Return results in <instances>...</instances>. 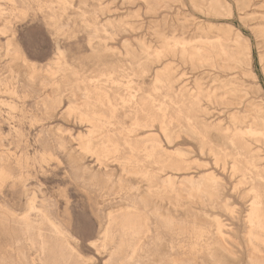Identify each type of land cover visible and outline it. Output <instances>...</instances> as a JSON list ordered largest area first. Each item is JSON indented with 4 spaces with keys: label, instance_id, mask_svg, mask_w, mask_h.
I'll list each match as a JSON object with an SVG mask.
<instances>
[{
    "label": "rangeland",
    "instance_id": "rangeland-1",
    "mask_svg": "<svg viewBox=\"0 0 264 264\" xmlns=\"http://www.w3.org/2000/svg\"><path fill=\"white\" fill-rule=\"evenodd\" d=\"M94 129L118 146L102 165L78 144ZM139 172L155 199L132 258ZM263 228L264 0H0V264H258Z\"/></svg>",
    "mask_w": 264,
    "mask_h": 264
},
{
    "label": "bare ground",
    "instance_id": "bare-ground-1",
    "mask_svg": "<svg viewBox=\"0 0 264 264\" xmlns=\"http://www.w3.org/2000/svg\"><path fill=\"white\" fill-rule=\"evenodd\" d=\"M105 31V30H104ZM59 57H60V54H59ZM15 58L13 57V60H14ZM17 60H19V59H17ZM25 60V59H24ZM20 61V60H19ZM24 62V61H23ZM19 63V62H18ZM54 63V62H53ZM57 65H58V63H57V59H56V61H55V63H54V68H53V70H51V72H50V74H49V76H50V78H51V80L52 79H54L53 77H55V75L56 74H58L59 72H57ZM24 66H26V64L24 65ZM28 66V65H27ZM62 66V65H61ZM61 66L59 67V68H61ZM68 66V65H67ZM66 66V67H67ZM63 67V66H62ZM28 68V67H27ZM30 68H31V65H30ZM58 68V69H59ZM32 69V71H33V67L31 68ZM48 69V68H47ZM50 69V68H49ZM66 69H68V68H66ZM72 69V68H71ZM35 71V70H34ZM69 71V70H68ZM73 71V70H72ZM71 72V71H70ZM27 74V73H26ZM61 75V74H60ZM74 75V74H73ZM27 76H33L32 74H30V75H27ZM47 76V75H46ZM48 76V77H49ZM72 76V75H71ZM29 78H31V77H29ZM28 78V79H29ZM37 78V77H36ZM33 79V78H32ZM62 79V78H61ZM31 80V79H30ZM50 80V81H51ZM90 80V79H89ZM93 80V79H92ZM99 80V79H98ZM33 81V80H32ZM87 81V80H86ZM102 81V80H101ZM101 81H100V83H101ZM28 82V81H27ZM61 82V81H60ZM104 82V81H103ZM132 82V81H131ZM65 83V82H64ZM107 83V82H106ZM28 84V83H27ZM67 84V83H66ZM91 84V83H90ZM94 84V83H93ZM129 84V83H128ZM127 84V85H128ZM57 85V84H56ZM72 85V84H71ZM102 85V84H101ZM28 86V85H27ZM70 87V85H68L67 84V87ZM76 86H78V85H76ZM91 86H93V85H91ZM91 86H89V87H91ZM97 86H99V85H97ZM130 86V85H129ZM30 87V86H29ZM25 88V87H24ZM65 88H66V86H55V89H56V91H58L59 93H60V96H62V93L63 92H65ZM75 89V87H72V89ZM95 88H96V86H95ZM28 88H26V90H27ZM71 89V88H70ZM72 89H71V91H72ZM73 89V90H74ZM96 89H98V88H96ZM95 89V90H96ZM99 89H101V88H99ZM104 89V88H103ZM132 89V88H131ZM37 90V89H36ZM35 90V91H36ZM68 90H69V88H68ZM114 90H116V88L114 89ZM218 90V89H217ZM54 91V90H53ZM100 91V90H99ZM128 91V90H127ZM129 91H130V89H129ZM27 92H29V91H27ZM69 92H70V90H69ZM74 92V91H73ZM87 92V91H86ZM106 92H108V91H106ZM115 92V91H114ZM114 92L112 93V94H114ZM34 93V92H33ZM76 94H77V92H75ZM87 93H89V95L88 94H86V96L88 95V96H90V92H87ZM100 93H103L104 95H105V92H101L100 91ZM36 94H38V93H36ZM65 94V93H64ZM79 94H81L80 92H79ZM78 94V95H79ZM27 95H29V94H27ZM58 95V94H57ZM56 95V96H57ZM66 95V94H65ZM73 95V94H72ZM106 95H108V93H106ZM130 95V94H129ZM81 96V95H80ZM87 96V97H88ZM91 96H93V95H91ZM115 96V95H114ZM65 97V96H64ZM94 97V96H93ZM107 97V96H106ZM116 97V96H115ZM130 97V96H129ZM133 97V96H132ZM74 98V97H73ZM112 98V97H111ZM118 98V97H117ZM58 99V98H57ZM60 99H61V97H60ZM63 99V98H62ZM62 99L60 100V101H62ZM79 99H80V97H79ZM86 99V98H85ZM131 99V98H130ZM56 100V99H55ZM75 100H77V99H75ZM87 100H88V98H87ZM106 100H107V98H106ZM115 100V99H114ZM121 100V99H120ZM126 100H128V98L126 99ZM72 100H71V98H70V102H71ZM79 101H81V100H79ZM85 101V100H84ZM101 101V100H100ZM109 101V100H108ZM116 101V100H115ZM136 101V100H135ZM134 101V102H135ZM67 102V101H66ZM87 102V101H86ZM103 102V101H102ZM107 102V101H106ZM119 102V101H118ZM122 102V101H121ZM127 102V101H126ZM129 102V101H128ZM127 102V103H128ZM76 103H78V102H76V101H73L72 103H71V105H69V106H71L69 109H70V113H68V114H71V115H76V114H74L75 112H76V110H77V108H76ZM79 103H81V102H79ZM78 103V104H79ZM113 103V102H112ZM125 103V102H124ZM85 104V103H84ZM96 104V103H95ZM117 104V103H116ZM121 104V103H120ZM123 104V103H122ZM128 104H130V103H128ZM97 105V104H96ZM101 105H102V107H103V104L101 103ZM132 105H133V103H132ZM79 106H81V105H79ZM98 106V105H97ZM100 106V105H99ZM109 106L111 107V104H110V102H109ZM117 106V105H116ZM119 106V105H118ZM61 107V106H60ZM68 107V106H67ZM66 107V108H67ZM121 107H122V105H121ZM135 107H136V105H135ZM82 108V107H81ZM112 108V107H111ZM111 108H108L109 109V111L111 110ZM133 108V107H132ZM87 109H88V107H87ZM104 109V108H103ZM115 110H116V108H114ZM114 109H112V110H114ZM127 108H125V110H126ZM129 109V108H128ZM43 110V109H42ZM112 110H111V112H112ZM114 110V111H115ZM131 110V109H130ZM21 111V110H20ZM46 111V110H45ZM44 111V112H45ZM67 111H68V109H67ZM88 111H91V108L88 110ZM94 111H95V109H94ZM98 111V110H97ZM100 111V110H99ZM25 112V111H24ZM50 112V111H49ZM50 113H52V112H50ZM64 113H66L65 111H64ZM102 113V112H101ZM122 113V112H121ZM22 115H23V113H21ZM63 114V113H62ZM78 114H79V112H78ZM85 114V113H84ZM103 114V113H102ZM101 114V115H102ZM126 114V113H125ZM130 114V113H129ZM66 115V114H65ZM92 115H94V114H92ZM114 115H115V112H114ZM117 115V114H116ZM115 115V116H116ZM120 115V114H119ZM118 115V116H119ZM45 116V115H44ZM43 116V117H44ZM98 116V115H97ZM117 116V117H118ZM120 116H122V115H120ZM24 117H25V115H24ZM66 117V116H65ZM64 117V118H65ZM80 117H82V115L80 114ZM84 117V116H83ZM90 117H91V115H90ZM103 117V116H102ZM123 117V116H122ZM42 118V117H41ZM68 118H69V116H68ZM73 118V117H72ZM71 118V119H72ZM76 118V117H75ZM75 118H73V119H75ZM93 118V117H92ZM23 119V118H22ZM25 119V118H24ZM46 119V118H45ZM48 119V118H47ZM63 119V118H62ZM66 119V118H65ZM76 119H78V118H76ZM80 120H81V118H79ZM95 119V118H94ZM111 119V118H110ZM67 120V119H66ZM90 120V119H89ZM97 120H99V119H97ZM101 120V119H100ZM107 120V119H106ZM116 120V117H115V119H114V121ZM21 121V120H20ZM34 121V120H33ZM45 121V120H44ZM75 121V120H74ZM73 121V122H74ZM80 123H81V121H80ZM84 123V122H83ZM95 123V122H94ZM108 123V122H107ZM111 123V122H110ZM89 124V123H88ZM81 125H82V123H81ZM108 125V124H107ZM111 125V124H110ZM110 125H109V127H110ZM108 127V128H109ZM111 127H113V125L111 126ZM90 128V127H89ZM132 128V127H131ZM104 129V128H103ZM109 129H111V128H109ZM133 129V128H132ZM96 130H98V129H94V130H91V131H89L88 132V134H87V136H84V137H82L81 136V134H80V136L78 137V140H79V148H80V150L82 151V152H84V153H89V154H93V156L95 155V157H96V162H98L99 163V165H102V164H104V162L106 161H109V159H108V157H109V155H110V153L111 152H117L118 151V146H116V145H114L113 143H111L110 141H108V140H104L103 142H101V144H100V146L99 147H95L94 145H93V140H95L97 137L99 138L100 137V135H102L101 134V132H100V130H98V131H96ZM106 130V129H105ZM59 131H61V129L59 130ZM63 131V130H62ZM61 131V132H62ZM135 131V130H134ZM111 132V131H110ZM159 132H161V131H159ZM19 133V132H18ZM17 133V134H18ZM62 133H66V132H62ZM62 133H61V136H62ZM104 133V132H103ZM130 133V132H129ZM15 134V133H14ZM57 134V133H56ZM16 135V134H15ZM23 135V134H22ZM41 135V134H40ZM60 135V134H59ZM84 135V134H83ZM103 135H105V134H103ZM109 135V134H108ZM107 134L105 135V136H108ZM18 136V135H17ZM42 136H43V134H42ZM64 136V135H63ZM68 136V135H67ZM78 136V135H77ZM110 136H111V134H110ZM19 137V136H18ZM17 137V138H18ZM38 137H39V135H38ZM15 138V137H14ZM19 139H20V137H19ZM24 139V138H23ZM39 139H41V138H39ZM70 139H71V137H70ZM73 139V138H72ZM100 139H102V136H101V138ZM22 140V139H21ZM59 140V139H58ZM77 140V141H78ZM37 141H40V140H37ZM15 142H16V140H15ZM23 143V142H22ZM39 143V142H38ZM62 143V142H61ZM20 144V143H19ZM63 144V143H62ZM21 145V144H20ZM23 145V144H22ZM15 146H18V147H20L19 145H15ZM24 147H26V144L25 145H23ZM17 147V148H18ZM23 148V147H22ZM18 149H20V148H18ZM143 150V149H142ZM22 152V151H21ZM24 153V152H23ZM44 153H46V151H44ZM44 155V154H43ZM72 152L70 153V154H67V156H66V160H67V162L68 163H71V161H72ZM148 155V154H147ZM21 156V155H20ZM27 157V156H26ZM20 158V157H19ZM150 158V157H149ZM190 158V157H189ZM21 159H26L25 157L23 158V157H21ZM27 160V159H26ZM118 160V159H117ZM117 160H115V161H117ZM151 160V159H150ZM120 161H122V160H120ZM148 161V160H147ZM146 161V162H147ZM123 162V161H122ZM131 162V161H130ZM129 162V163H130ZM107 164V163H106ZM226 164V163H225ZM125 165L126 164H124V167H125ZM128 165H130V164H128ZM128 165H126V166H128ZM123 167V166H122ZM130 167V166H129ZM138 167V166H137ZM121 168V167H120ZM141 168H142V166H141ZM105 169V168H104ZM130 169V168H129ZM132 169V168H131ZM106 170V169H105ZM135 170V169H134ZM136 170H138V169H136ZM144 170V169H143ZM126 171V170H125ZM149 171V170H148ZM147 171V172H148ZM131 172V171H130ZM135 172V171H134ZM124 173V172H123ZM140 173V172H139ZM146 173V172H145ZM131 174H133V173H131ZM136 174V173H135ZM135 174H134V176H135ZM142 173H140L139 175H141ZM148 175H150V173H148ZM148 175H141V178H144L145 180H146V183L148 184V187H147V189H146V191L145 192H143V193H141V194H138L137 195V199H136V205L135 206H131V207H126V210L125 211H123L122 212V214H121V219H120V231H121V234H120V238H121V240H120V245H119V247H118V249H117V252L119 251V252H122V251H124V250H126V251H129V253L131 254V256H132V258L133 257H135V256H137L139 253H141L142 251H143V249H144V241L145 240H148V238L150 237V235H151V230H150V228H149V218H150V215H149V211H148V208H149V206L151 205V203L152 202H154V200L153 199H155V198H153L152 196H151V194L149 193V189H150V186H151V183L150 182H152V181H150L149 180V177H148ZM153 175V174H152ZM152 175L150 176V177H152ZM104 176H106V178L104 179V182H103V184H105L104 186H108V188L110 189V191H112V192H114L115 191V186L117 185V187L119 188L120 187V185H122L121 184V180H123V179H120V177H119V179L120 180H116L115 181V183L113 182V180H112V177H111V175H109V174H105ZM136 176L138 177V175L136 174ZM135 176V177H136ZM129 177H130V175H129ZM128 177V178H129ZM135 177H133L134 179H137V177L135 178ZM144 179L142 180V182L144 181ZM138 180V179H137ZM140 180V179H139ZM211 180V179H210ZM99 181V180H98ZM124 181V180H123ZM154 181V180H153ZM169 181V180H168ZM145 182V181H144ZM119 185H118V184ZM125 183V182H124ZM141 183V182H140ZM155 183V182H154ZM154 183H152L153 185H154ZM100 184V183H99ZM127 184V183H126ZM129 184V183H128ZM137 186V185H136ZM199 186H201V185H199ZM212 186H213V184H212ZM122 187V186H121ZM121 187H120V189H121ZM131 187V186H130ZM196 187V186H195ZM202 187V186H201ZM106 188V187H105ZM133 188V187H132ZM131 188V189H132ZM136 188V187H135ZM129 189V188H128ZM137 189V188H136ZM198 189H200V187L198 188ZM206 189V188H205ZM144 190V189H143ZM193 190V189H192ZM196 190V189H195ZM202 190V189H201ZM214 190V189H213ZM212 190V191H213ZM134 191V190H133ZM206 191V190H205ZM111 192V193H112ZM126 192V191H125ZM142 192V191H141ZM152 192V191H151ZM170 192H172V191H170ZM207 192V191H206ZM209 192L210 191H208V195H209ZM119 193V192H118ZM117 193V194H118ZM176 193V192H175ZM194 193V192H193ZM211 193V192H210ZM125 194V193H124ZM171 194H173V193H171ZM212 194V193H211ZM114 195V194H113ZM193 195V194H192ZM30 196V195H29ZM179 196V195H178ZM155 197V196H154ZM31 198H32V196H31ZM136 198V197H135ZM159 198V197H158ZM157 199V198H156ZM175 199V198H174ZM33 200V199H32ZM35 200V199H34ZM33 200V201H34ZM130 201V199H128L127 198V196H125L123 199H121V202H127V201ZM158 200V199H157ZM30 202H31V199L29 200ZM29 201H28V203H29ZM155 202H158V201H156L155 200ZM31 204H32V202H31ZM34 204V203H33ZM156 204V203H155ZM35 205V204H34ZM33 205V206H34ZM36 206V205H35ZM158 206H159V204H158ZM254 207V206H253ZM255 208V207H254ZM28 209H29V204H28ZM30 210H32L31 208H30ZM35 210V209H34ZM40 210V209H39ZM257 210V209H256ZM38 211V210H37ZM39 212V211H38ZM258 213V212H257ZM257 213H256V216H257ZM253 214H255V213H253ZM253 214H251V215H253ZM43 215V214H42ZM55 215H56V213H55ZM110 215V214H109ZM57 216V215H56ZM253 217V218H256V220L258 221V219H257V217ZM252 217V216H251ZM47 219V218H46ZM57 219V218H56ZM252 220V219H251ZM255 220V221H256ZM114 221V220H113ZM112 221V222H113ZM24 222L25 223H27V218L24 220ZM52 222V221H51ZM261 222V221H260ZM49 223V222H48ZM218 223V222H217ZM253 223H255V222H253ZM50 224V223H49ZM52 224H54L53 222H52ZM52 224H50V225H52ZM263 224V223H262ZM220 225V224H219ZM261 225V224H260ZM57 227V226H56ZM216 227V226H215ZM260 228H262L261 226H259ZM258 227V228H259ZM52 228V227H51ZM257 228V227H256ZM264 229V228H263ZM263 229H261V230H263ZM220 230H223V229H221L220 228ZM68 232V231H67ZM56 233V232H55ZM58 233V232H57ZM220 233V232H219ZM105 235H107V233H105ZM216 235L218 236V233L216 232ZM58 236H59V234H58ZM63 236V235H62ZM60 237V236H59ZM64 237V236H63ZM67 237V236H66ZM214 238V237H213ZM213 238H212V240H213ZM227 238V237H226ZM226 238H225V240H226ZM63 239V238H62ZM219 239H220V237H219ZM221 240V239H220ZM223 240V239H222ZM64 241H66V240H64ZM154 242V241H153ZM216 242V241H215ZM223 243V242H222ZM221 242H220V244H222ZM221 247V246H220ZM222 247H223V250L229 255L230 254V252L228 251V249H227V247L225 246V245H222ZM70 248V247H69ZM222 249V248H221ZM231 251V250H230ZM249 261L250 262H258V264L260 263V264H264V254H262V253H260L259 251H257V250H252V252H251V254H250V256H249Z\"/></svg>",
    "mask_w": 264,
    "mask_h": 264
}]
</instances>
